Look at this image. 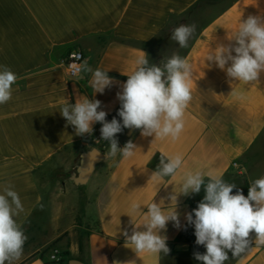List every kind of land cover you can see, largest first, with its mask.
I'll return each mask as SVG.
<instances>
[{
	"label": "crops",
	"instance_id": "1",
	"mask_svg": "<svg viewBox=\"0 0 264 264\" xmlns=\"http://www.w3.org/2000/svg\"><path fill=\"white\" fill-rule=\"evenodd\" d=\"M249 15L264 16V0H0V66L18 77L11 99L0 104V194L8 186L18 193L24 210L14 219L36 236L14 264H47L38 251L62 236L58 246L66 256L55 264L72 259L201 264L193 254L206 249L195 244L194 226L185 214L203 199V186L198 194L178 196L180 227L169 222L162 232L168 255L135 253L123 233L131 235L133 224L145 223L143 213L152 202L166 211L174 208L169 195L179 194L188 173L200 172L206 182L219 177L235 183L245 196L250 182L264 176V73L255 82H230L225 71L205 61L218 45L233 43L229 39ZM182 24L196 26L187 48L170 39ZM74 50L93 70L108 71L114 83L103 94H94L91 73H82V79L69 76L64 61ZM145 53L150 64L173 54L191 64L192 99L184 129L173 139L143 137L139 129L124 128L116 136L119 146L131 140L137 149L130 158L113 160L106 156L109 145L101 139L99 122L91 135L77 136L60 111L67 101L88 97L101 101L108 121L120 120L116 94ZM68 148L80 155L76 174L64 181L41 180L40 168ZM95 152L98 161L78 182L82 163ZM161 153L182 157L174 176L153 174ZM134 203L142 211L133 212ZM87 223L95 224L87 229ZM77 228L89 233L82 243H70ZM249 238L250 249L236 258L229 252L225 264H264V245L255 242L254 232Z\"/></svg>",
	"mask_w": 264,
	"mask_h": 264
},
{
	"label": "clouds",
	"instance_id": "2",
	"mask_svg": "<svg viewBox=\"0 0 264 264\" xmlns=\"http://www.w3.org/2000/svg\"><path fill=\"white\" fill-rule=\"evenodd\" d=\"M195 31V24H182L173 29L170 39L181 48H187ZM229 40L233 43L218 45L207 54L205 61L208 67L214 64L225 71L230 82L258 81L264 73V16L249 15L246 20H240L234 37ZM73 59L82 58L73 54ZM136 63L137 69L126 75L122 90L116 94L120 102L117 113L120 120L113 117L108 121L107 112L101 109V101L88 97H79L74 104L67 101L60 111L67 124L74 127L77 136L91 135L93 125L99 122L102 125L101 139L109 145L107 158L119 154L127 159L135 154L137 146L131 140L119 147L116 136L124 128L139 129L143 137L170 136L173 139H177L184 129V112L192 99L191 64L179 54H173L158 65L150 64L146 53ZM68 67L72 75L81 79L82 73H91L89 85L94 94H103L114 83L108 71L93 70L87 60L71 63ZM17 79L11 69L0 66V104L11 99L12 85ZM182 162L180 155L166 157L161 153L153 174L160 178L172 177L181 168ZM202 186L205 192L203 199L195 209L185 214L187 224L194 226L195 244L206 249L204 253L195 252V260L201 264H225L229 260V252L236 258L250 249L252 241L249 237L253 232L256 234L255 242L264 245V176L250 182L245 196L235 183H228L219 177H209L206 182L200 172L186 174L179 194L169 195L170 201H175L174 208L166 211L160 203L148 204L147 211L143 213L145 223L142 226L132 223L131 235L127 231L123 233L126 243L134 246L132 250L135 253L168 255L167 236L162 232L166 231L169 222L180 227L177 198L198 194ZM233 189H237L235 194ZM131 207L133 212L142 211L140 204L134 203ZM23 210L18 193L10 186L5 187L4 194H0V264H14L23 254L28 237L14 219ZM127 264H135V261Z\"/></svg>",
	"mask_w": 264,
	"mask_h": 264
},
{
	"label": "rangeland",
	"instance_id": "3",
	"mask_svg": "<svg viewBox=\"0 0 264 264\" xmlns=\"http://www.w3.org/2000/svg\"><path fill=\"white\" fill-rule=\"evenodd\" d=\"M122 147V146H119ZM119 154L113 158L115 160ZM80 163V155L78 151L68 148L65 151H63L60 156H58L55 160L52 162H49L45 164L40 170L38 171V176L41 180H48L51 179V181L55 180H61L64 181L67 178L73 176L76 174V165ZM248 189V185L245 182L244 190ZM81 223H79L80 225ZM95 224V223H94ZM92 223H87V229H90L94 226ZM33 228H26L24 230V233L28 237L27 241L25 242L24 246L33 244L35 242L36 236L34 234ZM89 233V231H86V234L83 233V230H79V228L76 229L75 233H73L72 239L69 240L70 243H82L85 236ZM65 236H62L60 239L55 240L51 242L49 245H47L45 248H42L38 251V255H43V257L50 261L49 255L54 251L58 250V259L62 260L66 256V252L59 248L58 243L59 241L64 238Z\"/></svg>",
	"mask_w": 264,
	"mask_h": 264
},
{
	"label": "water",
	"instance_id": "4",
	"mask_svg": "<svg viewBox=\"0 0 264 264\" xmlns=\"http://www.w3.org/2000/svg\"><path fill=\"white\" fill-rule=\"evenodd\" d=\"M98 157H99L98 152H95L94 154H92V156H89L85 159L80 169V176L77 179L78 182H83L88 178L91 169L93 168L94 164L98 161ZM69 264H83V263L78 260L72 259L69 261Z\"/></svg>",
	"mask_w": 264,
	"mask_h": 264
},
{
	"label": "built area",
	"instance_id": "5",
	"mask_svg": "<svg viewBox=\"0 0 264 264\" xmlns=\"http://www.w3.org/2000/svg\"><path fill=\"white\" fill-rule=\"evenodd\" d=\"M73 54H79L80 56H81V60H74L73 59ZM82 60H85V57H84V54L81 52V51H78V50H74V51H72V52H70L69 53V55L67 56V58L65 59V61H64V65H65V67H66V69H67V71H68V74H69V76L71 77V78H75L76 76H74V75H72L71 74V71L69 70V65L71 64V63H81L82 62ZM58 250H54L50 255H49V259H50V262H58V261H60L59 259H58ZM63 260V259H62Z\"/></svg>",
	"mask_w": 264,
	"mask_h": 264
},
{
	"label": "trees",
	"instance_id": "6",
	"mask_svg": "<svg viewBox=\"0 0 264 264\" xmlns=\"http://www.w3.org/2000/svg\"><path fill=\"white\" fill-rule=\"evenodd\" d=\"M41 257L43 258V255H41ZM59 262H62V260H60V261H58V262H50V261H47V260H46V263H47V264H55V263H59Z\"/></svg>",
	"mask_w": 264,
	"mask_h": 264
}]
</instances>
